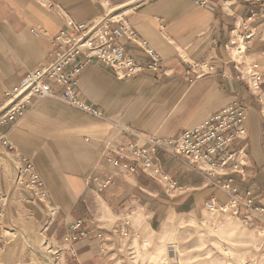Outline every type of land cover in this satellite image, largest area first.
<instances>
[{"label": "crops", "instance_id": "0c3cea01", "mask_svg": "<svg viewBox=\"0 0 264 264\" xmlns=\"http://www.w3.org/2000/svg\"><path fill=\"white\" fill-rule=\"evenodd\" d=\"M106 1L0 0V106L29 71L53 60V38L69 30L66 18L89 24L113 9L127 11L131 27L163 59L164 73H144L131 80H118L100 63L83 72L78 93L104 120L57 98H45L36 100L16 124L0 128L13 145L10 153H0L4 233L50 240L63 249V264H122V227L135 233L139 219L141 231H155L167 219L194 215L229 200L198 165L186 166L165 152H159L155 162L176 182L174 189L165 188L138 165L135 175L118 174L113 185L99 192L93 178L104 180L114 171L102 152L120 127L172 139L227 105L240 103L248 109L247 138L234 148L245 145L248 160L245 180L239 174L231 176L240 192H253L256 204L264 195L263 107L230 63L226 49L232 32L242 31L258 13L250 26L256 36L246 59L257 64L264 80V0ZM203 62L215 66L216 72L194 80L188 71ZM20 159L35 165L48 191L47 203L33 200L16 184L14 163ZM199 166L207 168L203 162ZM216 171L221 174L218 178L229 174ZM78 222L86 236L65 244ZM20 245L8 243L1 262L20 264Z\"/></svg>", "mask_w": 264, "mask_h": 264}, {"label": "built area", "instance_id": "2783aa9c", "mask_svg": "<svg viewBox=\"0 0 264 264\" xmlns=\"http://www.w3.org/2000/svg\"><path fill=\"white\" fill-rule=\"evenodd\" d=\"M49 7L52 8V5ZM62 15L66 18L64 13ZM257 16L258 13H253L242 26V31L232 32L226 49L230 54V63L240 78L246 80L249 91L262 105L264 116V80L257 70V64L247 63L246 59L249 45L256 36L250 26ZM66 22L69 30L53 38L56 46L53 60L38 70L29 71L21 84L7 94L6 101L0 106V128L16 124L36 100L45 98H57L74 109L104 120L103 114L86 103L78 93L81 75L95 63L110 69L118 80H131L144 73L163 72L162 57L131 27L127 11L113 9L89 24H77L70 18H66ZM215 72V66L203 62L191 65L188 74L198 80ZM247 121L248 109L234 102L214 113L200 126L172 139L156 135L143 136L129 127H120L119 133L105 142L102 152V159L113 166L116 172L107 174L104 180L98 177L93 180L98 183V191L102 192L114 184L117 174L135 175L139 165L165 188L174 189L176 182L155 162L157 154L165 152L186 166L198 165V170L206 179L228 196V202L218 206L219 211L232 214L249 227H261L264 234V195L260 204H256L253 192H240L237 180L231 176L233 173L239 174L245 180L248 160L246 146L235 149L234 145L246 140ZM12 150L13 145L7 133H0V153H10ZM200 162L207 168L200 167ZM14 165L16 184L22 186L33 200L47 203L48 191L35 165L24 159L15 161ZM222 169L228 170L229 174L218 178L221 174L216 170ZM5 198L0 184V254L5 240L1 224ZM80 229L81 222H78L72 227L73 233L64 238V243L70 244L85 237L86 234ZM120 234L127 237L130 230L124 226ZM44 240L52 256V264H63V249L55 247L48 239Z\"/></svg>", "mask_w": 264, "mask_h": 264}, {"label": "rangeland", "instance_id": "374dc122", "mask_svg": "<svg viewBox=\"0 0 264 264\" xmlns=\"http://www.w3.org/2000/svg\"><path fill=\"white\" fill-rule=\"evenodd\" d=\"M135 222L138 227L135 233L125 226L130 235L122 236L125 258L122 264H264L262 228L249 227L232 214L219 211L217 206L167 219L155 231H141L142 222L139 219ZM7 234L0 262L5 261V246L16 242L21 244L20 264H52L44 238L26 240L25 234Z\"/></svg>", "mask_w": 264, "mask_h": 264}, {"label": "bare ground", "instance_id": "6f19581e", "mask_svg": "<svg viewBox=\"0 0 264 264\" xmlns=\"http://www.w3.org/2000/svg\"><path fill=\"white\" fill-rule=\"evenodd\" d=\"M7 233H8V234H7L8 236H10V235H11V233H9V232H7Z\"/></svg>", "mask_w": 264, "mask_h": 264}]
</instances>
